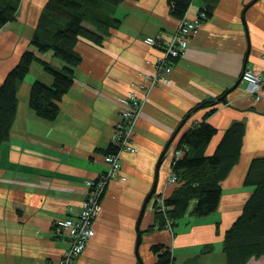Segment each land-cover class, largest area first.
Instances as JSON below:
<instances>
[{
	"label": "crops",
	"instance_id": "obj_1",
	"mask_svg": "<svg viewBox=\"0 0 264 264\" xmlns=\"http://www.w3.org/2000/svg\"><path fill=\"white\" fill-rule=\"evenodd\" d=\"M46 1L20 0L15 18L0 27V83L22 51L31 48ZM202 3L191 1L189 18ZM114 16L118 22L107 28L100 44L77 41L81 61L54 119L39 117L28 105L33 81L52 82L40 63L33 61L17 85L9 137L0 145V264L58 261L66 241L54 234L55 223L77 214L85 181L106 169L104 154L123 107L119 98L132 89L145 96L132 129L130 142L136 150L119 153L121 166L100 200L94 235L74 264H155L152 244L168 246L174 264L225 260L223 234L253 189L244 184L249 161L264 155V89L255 99L241 79L245 69L264 70V0H216L175 60L169 83L151 86L146 95L138 83L155 73L160 49L145 38L169 39L180 18L171 14L169 0H123ZM38 55L62 65L51 51ZM202 120L216 128L207 153L232 122H243L238 162L221 181L215 211L192 215V202L175 225L161 227L155 221V205L175 187L169 180L174 151L182 134ZM246 264H264V257H251Z\"/></svg>",
	"mask_w": 264,
	"mask_h": 264
},
{
	"label": "trees",
	"instance_id": "obj_2",
	"mask_svg": "<svg viewBox=\"0 0 264 264\" xmlns=\"http://www.w3.org/2000/svg\"><path fill=\"white\" fill-rule=\"evenodd\" d=\"M121 1H46L30 38L31 48L22 51L0 83V145L9 137L17 106V85L30 64L33 61L40 63L52 76V82L33 81L28 105L39 117L52 120L59 112L58 102L73 82L74 67L81 61L75 50L77 41L84 38L100 44L107 28L118 22L114 12ZM191 1L169 0L171 14L181 18ZM202 2L200 7L208 16L216 0ZM19 3L20 0H0V27L15 18ZM48 51L62 62L60 67L38 55ZM243 132V122H232L211 153L206 149L216 128L209 122L202 120L182 134L176 148L182 152L179 156L173 154L171 162V171L176 176L175 187L163 198L161 205H155V221L159 226L175 225L192 202L189 211L192 215L204 216L216 210L221 196V181L238 162ZM116 149L109 143L105 153ZM244 184L253 186V189L223 234L225 260L222 264H246L251 257H264V155L251 158ZM150 248L157 255L155 264H174L168 246L152 244ZM187 264L198 263L191 261Z\"/></svg>",
	"mask_w": 264,
	"mask_h": 264
},
{
	"label": "built area",
	"instance_id": "obj_3",
	"mask_svg": "<svg viewBox=\"0 0 264 264\" xmlns=\"http://www.w3.org/2000/svg\"><path fill=\"white\" fill-rule=\"evenodd\" d=\"M204 10V8L199 7L197 14L192 18L188 17L186 10L179 19L175 32L165 41L160 40L158 36L145 38L147 43L159 46L160 54L156 56L154 61L155 73L144 75L143 81L138 83V88L144 92V95L151 86L169 83L175 60L185 52L189 36L197 31L201 21L207 17ZM261 50V58L264 62V42L261 45ZM241 79L247 83L249 92L253 94L254 98L259 99L260 91L264 89V70L255 72L251 69H245L241 74ZM144 98L145 96L140 97L134 89L129 90L119 98L123 107L120 111V117L115 123V135L110 141V144L116 146L117 149L114 152L104 154L106 169L95 178L85 181L86 193L77 214L56 221L53 232L56 236L66 239V247L55 264H74L76 258L85 248L88 239L94 235L92 222L100 208V198L109 179L117 175L120 169L119 153L123 150L129 152L136 150L130 141L134 120L145 101ZM181 152L180 149H177L174 151V155L179 156ZM175 179L176 176L172 173L169 180L175 182Z\"/></svg>",
	"mask_w": 264,
	"mask_h": 264
},
{
	"label": "water",
	"instance_id": "obj_4",
	"mask_svg": "<svg viewBox=\"0 0 264 264\" xmlns=\"http://www.w3.org/2000/svg\"><path fill=\"white\" fill-rule=\"evenodd\" d=\"M154 188H155V185L152 187L151 191L147 194L146 198L144 199V202H143V205H142V208H141V212H140V216L143 213V210L145 208V204L147 203V201L149 200V198L152 196V193L154 191ZM139 240H140V232L138 231V234H137V243L139 242Z\"/></svg>",
	"mask_w": 264,
	"mask_h": 264
},
{
	"label": "rangeland",
	"instance_id": "obj_5",
	"mask_svg": "<svg viewBox=\"0 0 264 264\" xmlns=\"http://www.w3.org/2000/svg\"><path fill=\"white\" fill-rule=\"evenodd\" d=\"M175 181H176V179H175ZM103 196V195H102ZM102 196H101V198H102ZM101 198H100V200H101ZM100 209V208H99ZM99 211V210H98ZM97 215V214H96ZM63 239H65V238H63ZM65 241H66V239H65ZM77 259V258H76Z\"/></svg>",
	"mask_w": 264,
	"mask_h": 264
}]
</instances>
